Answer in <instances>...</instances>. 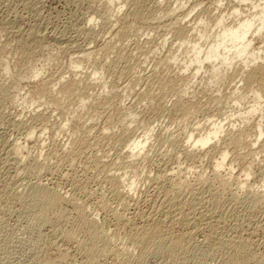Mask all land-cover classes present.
<instances>
[{"label": "rangeland", "instance_id": "rangeland-1", "mask_svg": "<svg viewBox=\"0 0 264 264\" xmlns=\"http://www.w3.org/2000/svg\"><path fill=\"white\" fill-rule=\"evenodd\" d=\"M123 1L0 0V264H66L58 259L61 250L69 255L67 264L87 260L74 242L62 238L71 223L50 211L38 216L32 193L39 185L71 199L61 209L72 217V200L84 204L106 228V236L116 240L114 247L127 246L130 251L120 260L95 254L91 264H110L113 259L114 263L128 259L131 264H224L228 248L217 239L203 241L202 226L194 227L196 236L185 241L187 249L168 256L140 253L124 241L129 229L114 228L112 212L120 211L142 226L145 217L156 220L168 209L166 194L183 200L200 195L203 203L195 209H208V220L217 219L224 234L235 228L243 232L252 248L249 261L264 264V198L260 194L264 191V99L257 100L250 90L264 82V74H256L252 84L242 78L250 66L264 62V43H254L262 48L256 64L224 66L225 72L215 81L210 67L198 73L193 66L184 68L190 48L177 45L173 21L185 14L183 22L189 21L185 25L193 26L204 14L212 20L225 10L226 0ZM211 22L200 27L209 30ZM182 76H187L186 82H178ZM252 106L257 110L246 118L244 112ZM181 108L189 110L184 113ZM211 120L224 124L220 145L213 140L214 144L204 146L208 154L185 157L181 145L185 136L198 123L206 127ZM258 122L263 133L255 141L250 130ZM236 128L250 133L238 136L235 146L228 144L227 130L236 133ZM147 130L151 135L143 151L146 157L140 155L128 165V146ZM169 137L176 139L174 146ZM225 143L228 151L219 171L226 181H220L214 177L213 166ZM246 168L250 175L243 183ZM114 173L120 177L110 181L107 176ZM177 173L186 194L172 184V174ZM198 175L205 182H199ZM132 181V197L125 196L127 203H120L129 191L125 186ZM182 227L177 229L184 231ZM140 257H144L141 262Z\"/></svg>", "mask_w": 264, "mask_h": 264}, {"label": "bare ground", "instance_id": "bare-ground-1", "mask_svg": "<svg viewBox=\"0 0 264 264\" xmlns=\"http://www.w3.org/2000/svg\"><path fill=\"white\" fill-rule=\"evenodd\" d=\"M116 1H119V0H108V3L113 4ZM219 1L220 0H217V2H219ZM128 2H127V4H128ZM226 5H227V7L225 6L226 8L224 11L222 10L223 12L220 11L218 14L213 15L214 18L211 17L212 20H209L210 19L209 15L206 16V14L203 13L206 17L203 16L202 18L201 17L198 18V21L196 22V24L194 23L193 26L188 24V23H187V25H185L186 22H189V21L183 22L186 14L183 17L181 16V18H179V19L176 17L177 15L175 16L176 18H174L173 23H174V25L177 26V27L174 26V27H176L174 30L175 31L174 34H176V36H177L176 38L178 39L177 45L179 47H181L182 45L187 44L190 48L188 50V53H190V55H188V60H187V62H185V66H184L185 69H187L190 66H193L195 72L198 73L201 69H203V68L206 69V68L210 67L211 68L210 78L215 80V79L222 76L221 72H223L225 70L224 66L230 67L232 65L234 66L235 63L237 64V63L241 62V65H243V68L244 67L246 68V67H249V65H251L250 63H253V62L255 63V61L257 59L262 58V56H260L261 54L259 55V53H258V51H260L262 48L255 46L254 43L256 40H260L262 43H264V1L257 3L256 1L253 2V0H226ZM243 5H244V7H243ZM118 10H120V9H118ZM136 12L137 13L139 12L138 9ZM150 14H152V13H150ZM167 14H170V13H167ZM137 15L140 16V14H137ZM141 15H143V14H141ZM204 17H205V19H203ZM229 17H231V19ZM172 20H173V18H172ZM209 21H212L211 22L212 24L210 25L211 28H209V30L207 29L208 31L205 30V28L200 27L201 24L208 25ZM204 25H202V26H204ZM231 69H233V68H231ZM246 72H247L246 76L245 77L241 76V77L243 78V81H245L246 84H252L251 82L256 78V74L259 75L258 74L259 72L261 74L262 73L264 74V62L261 64L258 63L256 65L253 64V66H250L249 70ZM33 73H34V76L38 75V71H35ZM94 74H97V73H94ZM183 76L179 77V79L177 78L178 82L180 80L186 82L185 78L187 76L186 77H183ZM208 77H209V75H208ZM261 77H263V75H261ZM190 79H191V77H190ZM258 79H259V77H258ZM263 79H261V80L263 81ZM256 80H257V78H256ZM184 82H182V84H184ZM180 85H181V82H180ZM250 86H252V85H250ZM248 88H252V87H248ZM250 90L253 93L252 94L253 97L257 98V100L264 99V82L259 83L258 88L256 90L253 88ZM51 103H53V102H51ZM177 108H180V107L178 106ZM181 109L183 110V108H181ZM181 109H179V110L181 111ZM185 109L183 111H184V113H187V112H185ZM186 110H189V108ZM256 110H257V108L255 106H252L250 110L244 112V114H247L246 118H248L250 115H252V113H254ZM231 114L233 116V113H231ZM240 115L243 116V112L239 113V116ZM245 121L247 122V120H245ZM201 125L202 124L198 123L197 127H195L192 131H190L185 136V138H186L185 143L181 144L182 145V154L185 157H188V158L193 157L194 158V156H196L198 153H201V152H205L204 153L205 155H206V153L208 154V152L204 151L205 144L207 146V145H209L210 142L215 140V141H213L215 144L213 142H212V144H214L215 146H219L220 145L219 144L220 139H221V138H219L220 134L222 132H226V130H224V124H223L222 120L221 121L220 120L219 121H217V120L212 121V122H210V125L206 126V127H204V126L199 127ZM231 125L233 127L234 124H231ZM255 125H256V127H252L255 130H250V132L252 131V133H254L255 141H257V140H259L260 137H262L261 135L263 132H262V129L260 127L259 122L256 123ZM245 129L236 128L235 130L237 131L236 132L237 135H236V133L233 132L234 130L233 131H232V129L227 130V134H229V135L231 134V136L229 138H227L229 140L228 141L226 140L228 142V144L233 143V145H235L234 143H236V141L238 143V139H239L238 136H241V134H243L245 132ZM247 129L249 130V128H247ZM151 130H152V128H151ZM151 130H147V132H149V134H147V132H146L145 134L141 135L139 138L133 139L131 144L128 146L129 151L127 150L128 151L127 157L130 158V160L127 161L128 165L134 164L137 157L140 155H142L144 158L146 157V153H144L143 151H144V148L146 147L147 141L151 135ZM195 130L197 131V133L195 132L196 134L193 133ZM250 132L248 131V133H250ZM248 133H246V135ZM30 134H31V132L29 131L28 136H30ZM143 136H145V138H143ZM242 137H243V135H242ZM172 138H170V139H171L172 145L174 146L176 139L174 140ZM241 144H242V142H241ZM178 145H179V143H178ZM227 145L225 143L224 149L223 150L219 149L220 157L216 160V162L214 163V166H213L214 167V169H213L214 170V177L220 181H226V178L223 175H221L219 169L221 167H223L224 161L226 160L225 158H226L227 151H228V149L226 147ZM236 145H238V144H236ZM18 148H17V150H18ZM234 148H236V147H234ZM142 152H143V154H141ZM16 154H17V152H16ZM197 157H198V155H197ZM121 163H122V161H121ZM125 165H126V163H125ZM178 173H180V172H178ZM178 173L174 174V175L172 174L171 179L174 181L172 183L174 185V187L176 189L181 190L182 189V187H181V182H182L181 178L182 177H178L180 175V174L178 175ZM228 174L231 176L230 172ZM243 174L245 175V179L243 181V183H244L247 180V177L250 175L249 169L246 168V170ZM125 176H126V174H125ZM125 176H123V178H125ZM107 177H109V180L112 181V180L118 179L120 177V175L114 173L111 175L109 174V176H107ZM158 177H159V179H161L160 178L161 175H159ZM174 178H175V180H174ZM159 179H157V180L159 181ZM196 179H198L199 182H202L205 180L204 178H202L201 175H198V178H196ZM107 181H108V179H107ZM204 182H203V184H204ZM131 186H135L134 181H132L131 184H127V186H125V188L126 187L129 188V191L125 192V194H123V197H121L119 199L120 203L124 202L123 200H124L125 196H131L130 191L133 190V189H131ZM51 188L46 187L45 185H39V186L34 187V192L32 193V196H33V198H35V200L38 203V216L44 217L46 215V213L48 211H50V212L54 213L55 215H57L62 221L71 223L73 228L71 227L70 230L64 229L61 234L63 236L62 238L65 241L71 242V243L74 242L76 244L75 245L76 250L80 253H83L85 258L87 259L86 261L84 260V262L78 263V261H77V264H91V260L93 257H95L93 259L96 261L97 256H95V254H101L104 256L106 255L105 257H108L107 255H109V256L112 255V256H114L115 259L117 258L120 260V258H122L121 255L124 254L125 251L128 250L127 246L125 247L127 249H125V248L121 249L120 246H119L120 249L118 247L117 248L114 247L113 243L116 240L114 239L115 241H113V238L110 236V235H113V237H116L114 235V233L112 232L113 234L109 235L112 238V240L110 239V237H107L108 234H107V236L105 234L106 228L104 229L105 230L104 231L103 226L100 225V223H98L99 220L96 221V219L88 212L89 210L84 206V204L78 203V201H77V203H75V201L73 202V200H72V203H70V204H72V206L74 207L73 208L74 209L73 217L71 216L72 214L71 215L69 214V211H67L68 212L67 213L64 209H61L62 203L68 199H64L65 195L62 196V194L57 192V190H55V188H53V189H51ZM182 190H184V189H182ZM190 191H192V190H190ZM184 193H185V190H184ZM260 194L264 198V191L261 192ZM187 195H188V193H187ZM193 196L195 197V195H193ZM199 196L200 195H198V197L197 196L195 197V198H197V201H196V200H194V197H192L191 200H189V197L187 198L188 200L186 198H185V200H183V198L182 199L173 198V197H170L168 194H166V197H164L165 198L164 202H166L165 206L168 209L164 208L166 210H164L162 213L160 211L162 216L160 215V217L156 220L151 219L149 217H145V219L146 218L147 219H146L145 224H143L142 226L134 225L133 224L134 222L133 223L131 222L133 220L131 219L130 216L124 215L120 211L117 212L114 210L112 212V215L114 217L116 224L115 225L113 224V226L116 229H118V226H120V228H121V229H119L120 231H122L123 228L129 229V234L127 235V239L124 241H128L130 246L132 245L133 249L134 248L136 249V247H137L139 249V250L137 249V251H139L140 253H142L144 251H150L151 253L163 254L162 256H164V255L168 256L167 254L171 255L178 250L187 249L189 247L188 246L189 244H187L188 239L189 240L192 239V236L195 235V233H196L195 231L197 230V229L195 230L194 227L202 226L203 229L201 228L202 229L201 232L202 231L204 232V233L202 232L204 234L203 241H206L208 243H213L214 239H217L221 245L228 248V254L224 260V264H254L252 260L249 261L252 258V257H250V251L252 248L250 249V247H249L250 241L248 240V237L244 236L243 232L235 230L236 228L234 230H231L230 231L231 233H229V231L227 234L222 233L221 230L219 229V221L217 219L212 220L215 223L210 222L208 220V214H207V212H209L208 209L206 210L207 212H205V210H203V209L202 210L195 209L197 204L199 205V203H201V202L203 203L202 198ZM127 199H125V200H127ZM70 200L71 199H69L68 202ZM164 202L162 201L161 204H164ZM119 206H120V204H119ZM160 206H162V205H159V207ZM123 210H124V208H123ZM136 213H138V212H136ZM141 217H143V216H141ZM216 221H217V223H216ZM240 223H242V222H240ZM249 224H251V223L249 222ZM256 224H257V226L259 225L258 223H256ZM178 226L179 227L183 226L185 230L183 231V229L181 230V228L177 229ZM254 226H255V224H254ZM187 227H188V229H187ZM242 227H243V225H242ZM198 229L200 230V228H198ZM119 230L116 231V233L117 232L119 233ZM130 230H133V231L131 232ZM80 232H82V234L84 233L83 234L84 236L82 235V237H81L79 235V237H77V234H79ZM124 234H126V233H124ZM116 235H118V234H116ZM111 241H113L112 244H111ZM185 241H187V242L185 243ZM200 244H202V243H200ZM248 249H250V251ZM68 256L69 255L67 254V252L61 250V253L59 255L60 258H58V259H60V261H61V259H63L64 262L67 264V262H69V260H66L68 258ZM69 258H71V257H69ZM113 260L111 262H113ZM127 260L124 259L123 261H120L119 263H117L115 261V263L113 262L112 264H131L130 263L131 261H127ZM143 260H144V257H140L139 259H137V261H140V262ZM111 262H110V264H111Z\"/></svg>", "mask_w": 264, "mask_h": 264}]
</instances>
